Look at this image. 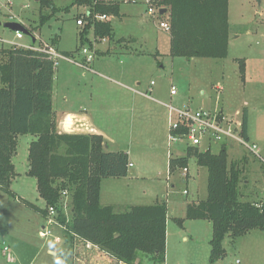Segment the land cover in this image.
Instances as JSON below:
<instances>
[{
    "label": "rangeland",
    "instance_id": "rangeland-1",
    "mask_svg": "<svg viewBox=\"0 0 264 264\" xmlns=\"http://www.w3.org/2000/svg\"><path fill=\"white\" fill-rule=\"evenodd\" d=\"M76 1L50 0L53 8H49L48 5L43 6L42 11L50 14L51 17L40 29L37 28L41 5L39 1L0 0V20L7 21L8 15H13L14 21L21 23L30 33L24 34L22 39H16L14 31L0 26V40H2L0 49L9 48L12 44L28 45L32 41V35L38 40L54 41L61 50H70L75 46L78 50L81 46L79 43L81 33L85 26L90 24L87 22L81 26L76 25L75 19L88 9V6L79 5ZM3 4L5 8H2ZM146 10L144 0H128L120 3L119 15L111 18L113 36L95 37L93 28L90 26L85 36L88 42L82 46H90L97 55L94 42L97 44L99 41L109 39L112 53L105 58V62L102 59L107 67L101 71L112 76L110 73L117 68L125 69L130 72L125 74L124 78L129 77L130 80L136 74H140V89L143 91L150 86L151 81L156 83L153 86L152 97L157 98L158 93L168 94L169 84H173L177 89V93L173 95V101L177 106H189L193 109L201 107L204 110L219 113L221 118L234 116L237 111L242 113L243 105L248 110V141L258 145V154L264 159V0H228L230 36L227 55L221 59L194 58L190 60L172 57L169 54V30H164L158 24L165 18L148 15ZM124 50L140 54H131L134 56L126 57L121 52ZM0 56H2L1 51ZM241 59L244 60L243 77L242 70L239 68ZM101 61L100 65L103 63ZM68 65L64 59L58 57L55 69L57 68V72L61 74ZM93 69L96 70L94 66ZM54 75L57 76L56 72ZM101 80L105 84L112 85L110 80L104 78ZM58 81L60 79L55 78L53 83L55 106L59 101ZM120 81L133 87L125 80L120 79ZM112 88L111 95L106 98L101 97L98 101L100 105L103 104L105 111V115L99 120V125L111 137L117 138V144L107 143L108 150L131 151L130 160L133 167L129 168L130 174L127 179H122L123 177L103 179V196L109 198L105 200L119 201L115 205L117 212L125 210L130 205H148L156 198L158 201H166L169 219L166 220L164 264H210L208 239L212 236L211 221L184 219L187 223L183 220L180 225L177 220L184 217L186 201L194 202L206 198L207 171L203 167V175L199 172L196 176L195 158L191 156L190 172L182 174L181 167L168 172L169 153L171 152L174 157L184 156L190 147L217 153L224 146L228 161H238L239 166L243 168L241 176L247 180L240 188L242 201L264 202V166L259 159L237 142H233L232 145V142L217 141L205 149V144L190 146L182 140L179 144L173 143L169 152L166 141L168 133L166 120L163 119L159 123L152 111H147L145 116L143 111H140L136 113L137 118L130 116L127 123L120 120L118 123L114 122L119 117L123 121L128 118L125 109L116 104H126L131 100L128 98L130 93L128 90L116 84L114 87L112 85ZM122 91L125 96L119 102L115 97ZM85 99L86 95L79 101H74V105L85 102ZM146 103L152 104L149 101ZM236 119L238 118L231 117L229 122L233 125ZM65 132L71 131L65 130ZM31 138L29 134L18 136L16 154L13 159L16 165V176L12 178L10 185L12 195L0 190V264H55L57 254L61 247L65 246L62 227L58 224L52 227V233L61 237V243H54L52 237L42 238L38 235L44 219L24 204L25 201H29L44 207V202L37 192L34 177L27 174V151ZM135 172L138 178H135ZM193 174L194 181L190 178ZM167 177L170 179L167 180ZM169 182H172L173 186ZM167 183H169L168 186ZM166 186L171 188L168 189ZM185 188L186 194L183 193ZM166 192L168 195L164 198L163 195ZM61 209L66 216L69 214V206L67 201L65 203V199L61 201ZM183 235L188 241L181 240ZM222 244L225 255L214 264H236V261L239 262L238 264H264V232L260 229H252L236 238L226 235ZM4 245L8 247L11 258H7L3 253ZM50 246L54 249L47 252ZM95 249L96 252H100L97 248ZM84 252L86 255L81 256L79 253L74 255V251L70 249L67 264H78L77 257H83L80 260L85 262L84 258L91 253ZM99 260L101 261L100 258ZM141 261L142 264L151 263L148 257Z\"/></svg>",
    "mask_w": 264,
    "mask_h": 264
},
{
    "label": "trees",
    "instance_id": "trees-1",
    "mask_svg": "<svg viewBox=\"0 0 264 264\" xmlns=\"http://www.w3.org/2000/svg\"><path fill=\"white\" fill-rule=\"evenodd\" d=\"M37 28L50 19L42 7L53 8L50 0H39ZM166 12L158 18L169 23V54L186 59L226 57L230 36L228 0H152ZM91 13L118 16L121 0H77ZM85 26L79 43L88 42L91 26L99 38L113 36L110 20L94 21ZM55 44L54 41H51ZM80 46V47H81ZM77 50V49H76ZM0 190L12 195L11 180L15 176L12 156L18 135L35 137L28 147L27 174L36 180L44 207L29 201L24 204L43 219L48 208L55 209V220L63 226L62 246L55 264H67L68 251L75 240L95 246L107 256L125 264L165 263L167 207L165 201L148 205H130L121 212L114 205L100 203L101 181L128 174L126 152L107 150L103 136L96 133L59 132L52 115L54 60L47 55L13 45L0 49ZM73 52H64L71 55ZM244 60L239 65L242 70ZM248 116L242 109V135L247 136ZM193 156L197 165L207 171V196L185 205L184 219H208L212 224L209 240V263L223 258L222 241L226 235L236 238L252 229L264 232V202L242 201L240 188L243 168L238 161H228L225 147L219 152L190 147L184 156L171 157L168 169L187 167ZM66 191L69 214L61 209Z\"/></svg>",
    "mask_w": 264,
    "mask_h": 264
},
{
    "label": "crops",
    "instance_id": "crops-1",
    "mask_svg": "<svg viewBox=\"0 0 264 264\" xmlns=\"http://www.w3.org/2000/svg\"><path fill=\"white\" fill-rule=\"evenodd\" d=\"M123 15H125V14L123 13ZM111 18H113V16L110 17V22H111ZM56 38H57V36L54 39L56 40ZM49 42H51V41H49ZM93 45H95L96 49H97V55L95 56V59L92 63V68L94 66L96 69L94 72H90V71H87L84 69L82 70V68L74 65L73 63H71L65 59L64 60L69 65L67 66V68L64 70L63 73L59 74L57 72V68L55 69V67H54V72H56V75L58 73V75L56 77L54 75L53 83H54L55 78H56V80L60 79V81H58V85H57V89H58L57 98L59 100L57 103V106H55V103H54L55 102L54 101L55 100V97H54L55 96V92H54L55 89H53L54 85L52 86V91H51L52 115H53V117L57 123L58 131H60L62 128H64L63 126H65V121H66L67 117L72 116L73 117V119H72L73 120V128H74L72 130V132H90V133L100 134L103 136L106 143L117 144L116 143L117 138L111 137L109 134H107L105 129H103L99 125V123H100L99 120L105 115V111H104L103 106H102L103 104L100 105L98 103V101H100L101 97L106 98V96L111 95V93H112L111 90L113 89L112 85L114 87L115 84L117 86H121L124 89L128 90L130 92L128 94V98L131 100V102L126 103V104H124V103L116 104L115 103L116 106H122V108L125 109L126 117H128L125 121H123L122 118L119 117L118 120H114L115 123H118L119 120L123 123H127V122H129L130 116H132V117L136 116V118H137L138 115L136 113H139L140 111H143L144 116L146 115L147 111H152L153 116H155V118H156V121H159V123H161V121L164 119V120H166V126H167V107H166V104H173V105L177 106L176 103H174V101H173V95H170V93L168 91V94L167 93H164V94L158 93L157 98L152 97L151 93L153 91V86H155L156 83H154L153 85H151V83H150V86H148L143 91V89H140L141 88L140 74H136L131 80L129 77L127 79H125L124 78L125 74L130 72V71H127L125 69L120 70V68H117L115 71L110 73V74H112V76L107 74V73H103L101 71V69L103 70V69H105V67H107V65H104V62L106 60L105 58L110 56L112 53V51L110 50L111 49V47H110L111 41H109V39L108 40L104 39L102 41H99L97 44L94 42ZM54 46L59 53L70 52V51L74 52L76 50L75 49L76 46L70 50H61L58 48L56 43L54 44ZM121 52L124 53L126 57L127 56H129V57L134 56L131 54H135V55L140 54L139 52L138 53L137 52L132 53V52H130V50H124ZM137 58H139V56H137ZM102 59H104V62ZM100 61L103 62L101 65H100ZM121 71H123V72H121ZM103 78L110 80L111 81L110 84H112V85L105 84L101 80ZM119 78L122 80H125L129 84H132L133 87L126 85L127 83H125L124 81L121 82ZM242 83L243 84L245 83L244 80H242ZM171 85H173V84H169V90H170ZM148 90H151V92L149 95L145 96L144 93L147 92ZM123 93L124 92L122 91V93L116 94L115 99H117L120 102L122 97L125 96ZM84 95H86V99H85L86 101L81 103V104L74 105V101H79L80 98ZM139 97H141V98H139ZM146 100L149 102H152V104L149 105L148 103H146L147 102ZM67 102H70V103H67ZM242 108H246V107H244L242 105ZM246 111H247V116H248L247 108H246ZM18 136H17V140H18ZM33 139H35L34 136H32L30 142ZM30 142H29V144H30ZM29 144H28V147H29ZM109 144L106 145L105 149L108 150ZM117 150L119 151V149H117ZM120 151H124V150H120ZM124 152L127 153L128 158H129V163H131V166H128L127 176L122 178V179H127L128 175L130 174L129 168L133 167V163L130 160L131 151L126 150ZM15 154H16V152L12 156V163L14 164V171H15V176H16V165H15V162L13 161ZM27 154H28V151H27ZM27 161H28V159H27ZM194 167H195L194 171H195L196 176L199 174V172H201L203 175V170H202L203 167L197 165L196 161H195ZM28 168L29 167L27 165V171H28ZM187 169H188V172H190L189 162L187 165ZM134 174H136L135 178H138L137 173L135 172ZM195 175L193 174L192 175L193 177H190V178H192L191 180H193V181L195 180ZM133 178L134 177H132V179ZM168 179H170V178H168ZM35 182H36V180H35ZM102 182H103V179L101 181V187H100V203L103 205H114L115 206L119 201H106V200H109V198H104V196H103ZM169 183H171V186H173L172 182H169ZM169 183H167V186ZM170 188L171 187H169L168 189H170ZM167 195H168V192H166L165 195H163V197L166 198ZM156 201H158L157 198L155 199V201L153 203H155ZM153 203H150V204H153ZM187 203H189V202L186 201L185 205ZM167 219H169V216H167ZM185 222L187 223V220ZM208 225H209V222H208ZM181 240L188 241V239L185 235H183L181 237ZM209 240L210 239H208V243H209ZM85 245H86L85 243H83L82 241H79V240H75V242H74V246L72 249L74 251V255L78 254V253L81 254V256L86 255L84 251H86L87 253H91L90 255L87 256V258H84L85 262L80 260V258H83V257H80V258L77 257L76 260H77V262H79L78 264H125L123 262H120V261H117L115 259L110 258L109 256H107L104 252L100 251L99 249H97V250L100 252H96L95 246H93L91 244L86 245V246ZM50 249H54V247L50 246L48 248L47 252H49ZM165 253H166V250H165ZM92 256H93V258H92ZM98 258H100L101 261L100 260L98 261Z\"/></svg>",
    "mask_w": 264,
    "mask_h": 264
},
{
    "label": "built area",
    "instance_id": "built-area-1",
    "mask_svg": "<svg viewBox=\"0 0 264 264\" xmlns=\"http://www.w3.org/2000/svg\"><path fill=\"white\" fill-rule=\"evenodd\" d=\"M122 3L127 2L128 0H121ZM10 5L11 2L9 1ZM144 3L147 6V14L148 15H159V9L161 7H157L152 0H144ZM27 7V5H24ZM2 8H5V4L2 5ZM2 12V11H1ZM10 12V11H9ZM109 15L100 14V13H91L88 9L79 15L78 18L75 19V23L77 26H81L84 23L94 21H106L109 20ZM7 21H14L13 15H8ZM18 22V21H16ZM159 26L164 30H169V23L166 20H160L158 22ZM16 39H22L24 33L22 31H14ZM34 38V42L31 41L30 44H12L23 47L26 49L35 50L41 52L48 57L54 60V67L55 62L58 57L65 59L74 65L90 71L94 72L92 68V63L95 59L96 52L90 46H82L78 50H75L71 55H63L59 53L55 48L54 44L49 41L38 40L36 37ZM2 41V40H1ZM5 42V41H4ZM151 85L154 84L153 81L150 82ZM151 90H148L144 93L145 96L149 95ZM170 95H175L177 93V89L174 85H171L169 90ZM167 107V126H168V133L166 137L167 147L170 152V146L173 143H180V141L184 140L190 146H199L201 144H205L207 149L211 143L215 144L217 141L228 142L233 145V142H237L239 145L244 147L248 152L254 155L264 166V159L258 154V145L254 142H249L242 135V113L236 112L235 115H229V117H220L219 113H214L209 110H204L201 107L193 109L189 106H175L173 104H166ZM217 111V110H216ZM240 113V117H238ZM231 117L238 118L236 122L232 125L229 120ZM64 127V126H63ZM59 132H65V128H62ZM72 132V131H71ZM230 145V146H232ZM173 157L172 153H169L168 156V165L169 159ZM131 166V163H129ZM182 174H186L188 172L187 167L181 168ZM169 172V169H168ZM168 179V177H167ZM183 193L186 194L187 190L184 189ZM63 199H65V203L67 201L68 206V197L66 191L62 192ZM62 199V200H63ZM55 209L53 207L48 208V216L44 219V223L41 226L40 230H38V235L42 238H50L52 237V241L54 243H60L61 237L58 235H53L52 227L55 224H58L62 227L63 226L58 223L55 218ZM86 245H90L87 243ZM3 253L7 256V258H11L8 247L3 246ZM239 262L236 261V264Z\"/></svg>",
    "mask_w": 264,
    "mask_h": 264
},
{
    "label": "water",
    "instance_id": "water-1",
    "mask_svg": "<svg viewBox=\"0 0 264 264\" xmlns=\"http://www.w3.org/2000/svg\"><path fill=\"white\" fill-rule=\"evenodd\" d=\"M39 1V0H36ZM259 1V0H257ZM166 12L165 8H160L159 9V15H162ZM0 26L4 27V28H8L11 31H22L24 34L29 35V31L19 22L16 21H4L2 22L0 20ZM32 41L34 42V38H32ZM106 147V145H105Z\"/></svg>",
    "mask_w": 264,
    "mask_h": 264
},
{
    "label": "bare ground",
    "instance_id": "bare-ground-1",
    "mask_svg": "<svg viewBox=\"0 0 264 264\" xmlns=\"http://www.w3.org/2000/svg\"><path fill=\"white\" fill-rule=\"evenodd\" d=\"M73 117L72 116H68L66 121H65V130L67 131H72L73 128Z\"/></svg>",
    "mask_w": 264,
    "mask_h": 264
}]
</instances>
